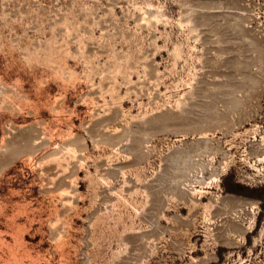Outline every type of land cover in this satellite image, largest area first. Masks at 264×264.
I'll list each match as a JSON object with an SVG mask.
<instances>
[{"label": "rangeland", "instance_id": "rangeland-1", "mask_svg": "<svg viewBox=\"0 0 264 264\" xmlns=\"http://www.w3.org/2000/svg\"><path fill=\"white\" fill-rule=\"evenodd\" d=\"M0 264H264V0H0Z\"/></svg>", "mask_w": 264, "mask_h": 264}]
</instances>
